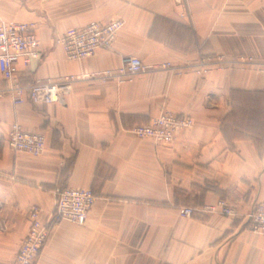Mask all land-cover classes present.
<instances>
[{
  "label": "crops",
  "instance_id": "1",
  "mask_svg": "<svg viewBox=\"0 0 264 264\" xmlns=\"http://www.w3.org/2000/svg\"><path fill=\"white\" fill-rule=\"evenodd\" d=\"M114 20L124 26L113 48L86 60L55 43ZM0 21L35 25L41 56L19 64L25 85L128 57L146 67L131 82L78 80L64 103L0 102V263L14 262L32 208L51 222L64 187L92 190L96 203L84 225L53 226L36 264H264V234L245 222L264 204V0H0ZM208 55L224 64L200 76ZM163 110L194 126L170 144L130 132ZM14 123L45 136L43 155L8 146ZM220 200L237 217L200 212Z\"/></svg>",
  "mask_w": 264,
  "mask_h": 264
},
{
  "label": "built area",
  "instance_id": "2",
  "mask_svg": "<svg viewBox=\"0 0 264 264\" xmlns=\"http://www.w3.org/2000/svg\"><path fill=\"white\" fill-rule=\"evenodd\" d=\"M123 26L121 20H114L108 24L94 22L57 37L55 43L63 48L69 61H82L93 57L99 50L112 49ZM40 56V44L34 24L0 21V74L5 83L0 88V102L9 98L15 105L26 102L35 106L64 103L72 85L78 80L131 82L146 71L141 59L128 57L117 70L107 69L71 75L55 82L36 80L30 85H25L19 74V64L28 67ZM222 64H224L222 58L208 55L202 57L194 70L198 75L205 76L213 67ZM170 67V64L164 66L166 69ZM193 126L194 120L190 116L163 110L149 124L136 126L130 132L138 138H150L157 144H170L179 132L189 130ZM7 144L15 152H25L34 156H41L46 151L45 136L42 133L25 131L19 123L12 125ZM96 200L97 196L89 189H58L54 215L49 223L42 221L39 208H32L28 214L30 223L28 234L12 264H36L53 226L62 221L84 225ZM195 211L193 208L183 209L184 215L188 217ZM200 212L230 218L238 215L233 204L227 200H220L215 205H206ZM245 222L248 229L264 234V204L255 205L253 210L245 215Z\"/></svg>",
  "mask_w": 264,
  "mask_h": 264
},
{
  "label": "trees",
  "instance_id": "3",
  "mask_svg": "<svg viewBox=\"0 0 264 264\" xmlns=\"http://www.w3.org/2000/svg\"><path fill=\"white\" fill-rule=\"evenodd\" d=\"M73 165V161L72 162H68L67 165L65 166V168L63 169L62 173H61V176H60V180L64 181L66 180L69 172H70V169ZM64 187H62L63 189Z\"/></svg>",
  "mask_w": 264,
  "mask_h": 264
}]
</instances>
